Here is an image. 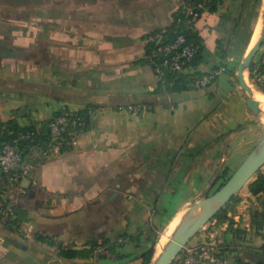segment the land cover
Wrapping results in <instances>:
<instances>
[{"label":"crops","instance_id":"crops-1","mask_svg":"<svg viewBox=\"0 0 264 264\" xmlns=\"http://www.w3.org/2000/svg\"><path fill=\"white\" fill-rule=\"evenodd\" d=\"M180 3L64 0L47 20L26 22L8 19L0 0V122L40 127L64 110L91 113L76 146L31 154L20 182L28 192L18 198L26 219L14 231L0 217V264H143L139 254L263 137L229 72L238 65L228 63L253 45L263 0H218L203 11L196 70L217 78L171 91L146 59L145 36L170 26ZM136 104L147 110H125ZM238 195V209L256 203L248 186ZM58 243L98 248L87 259L63 258ZM112 243L125 258L107 249Z\"/></svg>","mask_w":264,"mask_h":264},{"label":"built area","instance_id":"built-area-1","mask_svg":"<svg viewBox=\"0 0 264 264\" xmlns=\"http://www.w3.org/2000/svg\"><path fill=\"white\" fill-rule=\"evenodd\" d=\"M213 0H181L177 9L178 22L188 19L190 28L196 29V21L203 11L207 10ZM147 44L146 59L154 68L159 80L164 81L165 76L175 79L182 75H188L192 87L202 89L212 84L218 75L217 71H210L202 76L195 75L194 60L199 53V46L194 40L189 39L184 31L168 37L165 29L149 32L145 36ZM252 83L260 90H264V40L258 53L252 60L249 77ZM125 110L138 114L147 110L142 105H130ZM91 113L81 111L64 110L53 116L47 127L50 133L48 148L33 146L34 152L39 155H47L51 151L63 147L77 145L81 135L90 125ZM38 131L27 130L14 136L6 142L0 153V169L5 174L7 190L0 189V217L4 223L16 219V206L20 195L27 194L26 188L17 184L23 176L29 175V166L24 162L20 144L22 142H35ZM14 190V193L8 192ZM229 220L219 222L212 218L197 234L201 237L193 238L183 247L172 264H264V260L257 262L242 261V252H238L235 240L230 228L233 220L234 229H251L250 218L238 209V212H228ZM14 231L18 227L12 224ZM232 236L233 239H230Z\"/></svg>","mask_w":264,"mask_h":264},{"label":"trees","instance_id":"trees-1","mask_svg":"<svg viewBox=\"0 0 264 264\" xmlns=\"http://www.w3.org/2000/svg\"><path fill=\"white\" fill-rule=\"evenodd\" d=\"M218 0H213L211 4H209L208 10H214L216 6V2ZM202 14V13H201ZM179 18V12L176 11L173 15V21L172 24L165 28L166 34L168 37L174 36L176 33H179L181 31H184L189 39L194 40L197 45L199 46V53L197 57L194 60V66L195 69L198 66L199 62L202 60L203 52L205 49V44L203 38L199 35L197 29L190 28V23H188V19L184 18L180 22H178ZM216 71V70H213ZM236 69H233L230 72L231 75L236 77L235 74ZM196 76H202L203 73H201L198 70H195ZM160 88L171 90V91H182L187 88L192 87L190 80L188 79V75H182L179 78L175 79L170 76H165L164 81H159ZM264 92V90L262 91ZM83 113H89L87 110L81 111ZM50 120V119H49ZM48 121L43 123L40 127L36 125V123H33L31 125H28L26 127L21 126L17 120L11 119L7 121L0 122V153L3 145L6 142H9L13 139L14 136L18 135L21 132H25L27 130H36L38 131V135L36 137L35 142H22L20 144V150L23 155L24 162L26 164H29L31 154H33V146L41 147V148H48L49 140H50V133L49 129L47 127ZM64 148V147H63ZM232 174L231 170L226 167L224 168L216 177L215 183L219 182L217 185V189H219L230 177ZM21 182V179L17 181V184ZM248 188L250 192L256 197V208L251 212L250 214V225L251 228L255 229L257 232L258 237L264 236V171L260 169L255 177V179L249 183ZM0 189L3 191L7 190V184L5 181V174L0 169ZM215 190V191H216ZM241 197L239 195L234 196L223 208L220 210L213 218H217L219 222H224L226 220H229L227 217L228 212L236 213L238 212V206L241 204ZM16 219H14L12 222H6L5 225L10 228L11 230H14L12 227V224H15L18 227V231H20L21 224L26 219V213L23 211V209L20 206H16ZM230 228L233 233L234 239L237 237H240L244 232L240 229H234L233 228V220H231ZM17 231V230H16ZM123 236H126L125 234ZM42 241H48L50 243H54L52 241L51 237H43V236H37ZM155 243L156 240L149 246L147 249L142 251L138 257L142 259L143 264H148L154 254L155 251ZM59 248V256L63 258H83L87 259L90 258L95 251L98 248V244H93L92 247L89 248H83V249H73L70 247H65L63 244L58 243ZM108 250H110L111 253L116 255V258L118 260H122L124 257V254L120 253L118 251V245L117 244H110L107 247Z\"/></svg>","mask_w":264,"mask_h":264},{"label":"water","instance_id":"water-1","mask_svg":"<svg viewBox=\"0 0 264 264\" xmlns=\"http://www.w3.org/2000/svg\"><path fill=\"white\" fill-rule=\"evenodd\" d=\"M263 40L264 25L256 41L250 46L243 59L239 62L236 76L241 89L246 95L247 106L257 117L258 122L264 125V121L260 118L261 105L253 97L248 83L252 60L258 53ZM263 166L264 135L219 189L198 201H194L181 213V218L168 240L164 243L160 251H158L157 248L155 249L148 264H172L183 247L195 237L234 196L238 195L243 187L255 179L254 177H256L258 171L262 169ZM248 216V218H250V215Z\"/></svg>","mask_w":264,"mask_h":264},{"label":"rangeland","instance_id":"rangeland-1","mask_svg":"<svg viewBox=\"0 0 264 264\" xmlns=\"http://www.w3.org/2000/svg\"><path fill=\"white\" fill-rule=\"evenodd\" d=\"M4 1L7 4V17H8V19L16 20L17 18H20V19L23 18V20L27 22L32 17L39 19L40 21L47 20L48 13L54 9V6H56V5L62 6L64 0H4ZM22 15H23V17H22ZM37 15H38V17H36ZM263 16H264V0H263V4L261 6L260 14L258 17V22L261 23V28H260L258 35H260L261 30L263 29V25H264V17ZM258 22H257V24H258ZM246 39L247 38H245L244 36L241 38L242 43H241V46L239 45V47H240L239 53H235V55L237 57H239L240 51L243 49L242 47L244 46V42ZM228 63L232 64V65L235 64V67H237L239 61L236 63L228 61ZM234 79H235V82L238 84L237 76L236 77L234 76ZM248 83L253 90H259L252 83V81L250 79H248ZM261 115H262V109H261ZM263 132H264V130H263ZM235 169L236 168L232 169L231 172H233ZM217 185L214 186L212 189H210L208 194L213 193L216 190ZM248 185L249 184H247L245 187H247ZM243 204L249 205V207L247 209L244 208L246 210L242 209L243 212L247 216L249 214H251V212L256 208V205H254L250 201L244 202ZM241 230L244 233L240 237H237L235 239V243H236L235 245H236V250L238 252H242V261L257 262L259 260H264V236L258 237L256 230L253 228H251L249 231H246L244 229H241ZM170 231H171V229L170 228L168 229V227L161 231L162 233H160V235H159V237H158V239L154 245L155 249L157 248V250L158 249L160 250V248L157 247V244L159 242L158 240H160L162 237H164L165 234L167 233L168 234L167 239H166V241H167L169 236L171 235ZM201 235H202V233L197 235V237H201ZM195 239H196V236L193 237V240H195Z\"/></svg>","mask_w":264,"mask_h":264},{"label":"bare ground","instance_id":"bare-ground-1","mask_svg":"<svg viewBox=\"0 0 264 264\" xmlns=\"http://www.w3.org/2000/svg\"><path fill=\"white\" fill-rule=\"evenodd\" d=\"M262 13V12H261ZM264 17V16H263ZM263 21V20H262ZM260 28H261V23L258 22L257 26H256V30H255V34H254V38H253V43L256 41L257 39V36L259 34V31H260ZM262 31V30H261ZM250 87V85H249ZM251 88V87H250ZM251 91H252V94H253V97L260 103L261 105V109H262V115H261V120L264 121V93L259 91V90H253L251 88ZM181 216L177 217L176 219L172 220L171 223L169 224L168 226V229L170 228L171 229V233L173 232V230L175 229L176 225L178 224L179 220H180ZM167 233L165 234L164 237H162L158 244H157V247H159L160 249L162 248V246L164 245V243L166 242V239H167ZM159 250V249H158ZM160 251V250H159Z\"/></svg>","mask_w":264,"mask_h":264}]
</instances>
